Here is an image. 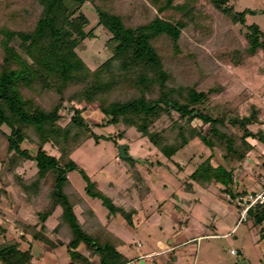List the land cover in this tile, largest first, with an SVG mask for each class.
<instances>
[{
    "label": "trees",
    "instance_id": "16d2710c",
    "mask_svg": "<svg viewBox=\"0 0 264 264\" xmlns=\"http://www.w3.org/2000/svg\"><path fill=\"white\" fill-rule=\"evenodd\" d=\"M33 1L35 8L29 4L18 7L0 19V133L7 140L0 168V203L9 208L15 205L18 212L21 202L8 189L13 186L17 196L26 200L34 217L33 222L15 219L16 227L21 229V240L7 239L8 227L0 223V264H35L31 245L28 249L22 248V240L43 243L50 248L65 246L69 255L79 254L78 247L83 245L90 257L99 256V264H124L126 258L117 250L123 241L99 220L68 178L69 171L79 169L86 181L85 192L100 198L111 212H120L127 226L132 224L136 210L115 205L71 157L91 138L96 143L100 139H116L93 131L82 110L97 104L103 115L101 125L121 127L117 133L119 140L126 136L128 129L134 128L168 159L180 149L192 148L191 142L198 138L209 148L220 149L224 161L229 157L237 162L253 150L248 137L264 143V132L259 126L263 115L260 111L240 116L237 112L213 115L197 108L207 93L180 85V78H175L177 73L172 67L173 63L179 64V37L186 27L185 20L172 23L153 13L151 18L146 17L145 4L139 10L138 19L144 18L139 23L112 10L107 4L110 0ZM68 1L76 7L70 9ZM155 1L159 3L158 11L172 6L173 2ZM86 2L93 5L98 23L108 31L111 36L108 41L113 45L111 56L94 70L76 52L90 34L84 30L88 19L80 11ZM213 2L232 22H245L244 12H234L228 0ZM14 19L26 25L14 29ZM248 27L252 30L242 50L251 57L258 50L264 52V42L259 40L258 26ZM165 36L171 39V52L163 41ZM75 103L83 106L79 108ZM195 118L201 124L193 125ZM253 125L259 127L254 130ZM23 142L35 148V153L23 148ZM125 153L128 154L127 147ZM125 158L132 161L129 188L136 189L143 201L150 187L133 163V157ZM210 158L198 164L189 179L201 185L215 181L231 186L234 169L224 170L220 164L213 167ZM28 161L35 167L31 175L19 170ZM7 172L11 174L9 178L5 175ZM57 209H60L57 221L49 227L46 221ZM249 218L254 224L262 223L264 207L250 210ZM71 264L76 263L71 261Z\"/></svg>",
    "mask_w": 264,
    "mask_h": 264
},
{
    "label": "rangeland",
    "instance_id": "374dc122",
    "mask_svg": "<svg viewBox=\"0 0 264 264\" xmlns=\"http://www.w3.org/2000/svg\"><path fill=\"white\" fill-rule=\"evenodd\" d=\"M28 4L34 8L36 6L33 0H0V19L14 13L13 11L18 7ZM67 4L70 9L76 7L70 1ZM107 4L112 10L120 11L127 15L126 18L130 20L133 18V21H140L139 23L144 20V18L138 19L140 7L144 4V11L148 14L146 17L151 18L153 13L172 23L185 20L186 27L181 30L179 37L181 48L179 64H172L177 73L175 78H180L182 86H193L198 91L206 92L207 97L196 106L213 115L227 116L237 112L240 116L260 111L263 116L259 126L264 132V52L258 50L257 54L250 57L242 50L247 46V35L252 30L248 26H258L261 31L259 40L264 42V0H228V5H231L234 12H244L243 24L232 22L224 12L215 7L213 0H173L172 6L162 11H158L159 3L155 0H110ZM80 11L88 19L84 30L90 34L76 52L87 67L94 70L111 56L113 45L108 41L111 36L98 23L97 14L91 3L86 2ZM12 24L14 29H22L26 25L24 22H18L17 19H14ZM163 41L171 52L173 50L171 39L165 36ZM75 105L79 108L83 106L76 103ZM195 113L192 115L195 116ZM82 115L93 131L116 139H100L96 143L91 138L76 149L71 157L115 205L122 206L128 211L129 208L136 210L132 216V224L127 226L122 221L120 212H111L100 198L91 197L85 192L86 181L79 169L69 171L68 178L99 220L103 224H109L108 229L126 241L128 245L121 248V251L134 258L130 264H143L144 260L147 264H153L152 258H142L137 261L135 259L139 254L150 251L157 239L181 242L184 238L187 240L192 237H195L194 242H187L184 248L194 247L191 249V254L200 257L199 264L204 262L205 264H264V240H260L259 234L255 233L249 221L237 225L231 231L238 215L230 210L222 199L227 201V195L232 191L261 189L264 182V143L248 137L247 140L253 145V150L247 158L237 162L229 157L224 161L222 158L224 153L220 149H211L197 138L191 142L192 148L180 149L168 159L160 154L147 138L141 137L134 128L128 129L126 136L119 140L117 133L121 127L111 124L101 125L103 115L97 104L87 105L82 110ZM192 124H201V121L195 118ZM259 126L253 125L252 128L256 130ZM121 144L126 145L127 156L133 157V163L150 187V193L143 201L138 198L136 189L129 188L132 185L129 170L132 161L119 155ZM22 147L35 153L36 149L27 142H23ZM46 148L51 153L57 154L49 146ZM6 150L7 140L0 133V168L3 166L1 160ZM207 157H211L210 163L213 167L220 164L224 170L234 169L232 173L234 182L231 186L225 187L224 183L217 184L213 181L211 182L213 185H210L211 183L201 185L189 179L198 164ZM19 170L31 175L35 167L31 161H28ZM5 175L8 178L11 176L8 172ZM225 179L229 183V176ZM258 182L261 185H258ZM252 185L253 187H250ZM8 189L21 205L18 206L16 213L15 205L9 208L0 203V209L4 214V217H0V223L8 227L5 234L7 239L16 237L21 240V229L16 227L15 219L33 222L32 209L24 198L17 196L13 186ZM186 200H190V203ZM59 212L60 209H57L47 219L46 224L55 225ZM76 212L80 214L78 207ZM227 217L232 221L231 225L226 222ZM211 224L215 228H211ZM229 231L230 234L221 235ZM48 237L52 241H57L51 235ZM27 238L30 239L29 236ZM21 247L25 248V246ZM49 248L47 246V249ZM78 250L82 252L69 255L65 246H59L47 251L43 257L37 256L36 262L68 264L70 259L76 264L100 263L99 256L90 257L89 250L83 245L79 246Z\"/></svg>",
    "mask_w": 264,
    "mask_h": 264
},
{
    "label": "crops",
    "instance_id": "0c3cea01",
    "mask_svg": "<svg viewBox=\"0 0 264 264\" xmlns=\"http://www.w3.org/2000/svg\"><path fill=\"white\" fill-rule=\"evenodd\" d=\"M213 182L217 183L215 181H213ZM217 184H221V183H217ZM251 184L252 183H250V185ZM210 185H213V183H211ZM258 185H261L260 182H258ZM250 187H253V185ZM220 198H222V197L220 196ZM222 199L226 202L227 207L230 210L234 211V213L237 215L236 209L232 208L230 206V204L224 198H222ZM186 202L190 203V200H186ZM246 221H249L252 228L255 230V233L259 234L258 236H259L260 240L261 241L264 240V224H263V222L260 224H254L251 218H248L247 220L241 221L239 223H238V218H237V221L233 224V226H232L233 228L231 229V231L234 230L237 225H239L243 222H246ZM226 222L230 225L232 223V221H230V219L228 217L226 219ZM48 226L52 227L49 224H48ZM107 226H109V224ZM210 227L215 228L212 224L210 225ZM231 231L225 232L221 235L226 236V235L230 234ZM217 235H219V234H217ZM27 239H29V238H27ZM120 239L123 241V244L121 246H119L117 248V250L126 258V262L124 264H130L131 262H133L134 258L126 255V252L123 253V250L121 251V248L123 249L125 247V245L127 246L128 244H126V241H124L122 238H120ZM194 239H195V237H192V238L187 239V240H186V238H184V239H182L183 241L180 240L181 242H179V241L174 242L173 240L163 241L162 239H157L154 243V247L150 251H148L146 253L139 254L135 260L137 261V260L142 259V258L143 259L152 258L153 264H199L200 257H197V254H191V251H192L191 249H194V247H191V249H188V248L185 249L184 248L185 246H187V242L188 243L194 242L193 241ZM26 241L22 240L21 246H25V249H28L31 245V253L33 255V262L35 264H38L36 262L37 256L39 257V255L40 256L42 255V257H43L47 251L58 248V247H56L53 249L52 248L47 249V246L42 245L39 242L35 243V242H30V240H28L27 242ZM182 247H183V249H182ZM78 251L82 252L80 250H78ZM40 252L43 254H40ZM66 252H67V250H66ZM93 257H95V256H93ZM93 260H94V258H93ZM98 261H99V258H98ZM142 263L147 264V262L145 260ZM68 264H71L70 259L68 261ZM95 264H97V263H95ZM202 264H205V262Z\"/></svg>",
    "mask_w": 264,
    "mask_h": 264
},
{
    "label": "built area",
    "instance_id": "2783aa9c",
    "mask_svg": "<svg viewBox=\"0 0 264 264\" xmlns=\"http://www.w3.org/2000/svg\"><path fill=\"white\" fill-rule=\"evenodd\" d=\"M227 201L232 208L236 209L238 223L247 220L250 210L260 206L264 207V182L259 191H232L227 195Z\"/></svg>",
    "mask_w": 264,
    "mask_h": 264
},
{
    "label": "water",
    "instance_id": "95a60500",
    "mask_svg": "<svg viewBox=\"0 0 264 264\" xmlns=\"http://www.w3.org/2000/svg\"><path fill=\"white\" fill-rule=\"evenodd\" d=\"M125 148H126V145L125 144H121L120 147H119V155L121 157H127L126 153H125Z\"/></svg>",
    "mask_w": 264,
    "mask_h": 264
}]
</instances>
